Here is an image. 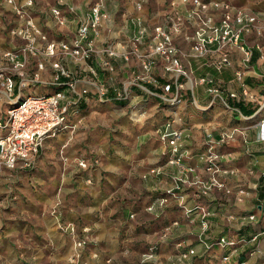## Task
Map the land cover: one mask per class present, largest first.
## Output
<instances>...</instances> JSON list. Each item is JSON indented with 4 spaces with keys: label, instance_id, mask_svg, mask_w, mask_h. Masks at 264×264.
Instances as JSON below:
<instances>
[{
    "label": "crops",
    "instance_id": "0c3cea01",
    "mask_svg": "<svg viewBox=\"0 0 264 264\" xmlns=\"http://www.w3.org/2000/svg\"><path fill=\"white\" fill-rule=\"evenodd\" d=\"M102 1L105 5V11L108 12L110 18L106 22L103 30L102 40L99 42L100 45L102 43L122 44L129 41L136 29L131 19L136 16H141L143 18V24L151 30L154 25L162 22L170 0H144L146 3L142 11H138L136 6V3L142 0ZM204 1H221L232 5L235 9L245 10L243 6L246 5L245 2L247 0ZM90 2L91 0H85V2L77 5V13L68 14L69 23L63 29L72 26L71 30L73 34L77 29L76 19L85 15L88 9L96 3ZM38 4L41 7L34 9L36 22L44 27L52 24L50 18L53 16L52 8L54 5L49 4L48 0L37 1ZM11 6L7 4L3 9L0 8V32H6L3 35L0 34V53L11 50L21 43L19 38L10 33L14 27L20 25L23 21ZM128 13L132 14L129 18ZM133 13L136 14L133 15ZM213 13L219 15V12L215 9ZM250 14L256 13L251 11ZM262 14L264 15V12ZM256 15L258 16V14ZM55 22L57 24L56 20ZM112 27L114 30L119 29L118 32L112 31ZM107 30L108 33H106ZM122 31L130 34L127 40L120 39ZM254 33L256 34V31ZM110 39H116V42H110ZM243 39L244 43L253 49V58L249 66L243 64L242 53L234 46L230 47L232 65L225 68L222 72H218L209 66L208 60L206 59L186 60V70L192 71L195 78H201L207 75L213 76L216 83L222 87L223 94L221 97L210 94L208 91L209 86L199 85L194 90L189 89L187 93L184 92L185 98L181 105L170 107L165 105L161 98L150 97L141 87H134L132 89V96L134 95L138 98L142 96L143 98H147L146 101L150 99L148 104L158 108L169 107L171 108L170 110L175 112L173 114L174 117L177 116L181 119L177 123V127L184 132L185 142L183 143L185 148L190 149L192 152L191 157L188 158L189 160L185 161V165L196 168V172L199 175H205V166L201 160V155L207 147L205 144L207 139L210 141L218 140L225 130L234 128H238L244 133L245 137L239 135L235 142L222 148V151L225 155L223 160L224 166L233 171V173L225 177L227 187L234 192L247 190L248 193H239L238 197L234 195L232 198H229L230 195L225 192H214L209 197H197L196 191L188 188L182 189L179 193L185 197L188 206L199 204L212 213L208 218L210 228L205 236L206 240L215 241L225 236L230 240L238 242L237 246L226 248L215 246L211 250H207L201 240H199L202 232V220L199 213L194 215V222L188 220L180 206V200L173 197L164 207L156 205L159 198L164 196L173 187L172 174L178 171L173 166L165 167V172L157 176L150 175V182L152 183L148 188L150 200L143 201L142 199L144 198L140 197L132 201L117 202L118 200H116L113 193V191H116V185H110L107 181L106 183L101 182L99 184V180L97 179L93 185V177H91L86 181L88 184L87 189H80L81 192L83 191L82 194L76 196L72 202L75 204H73L74 207L72 209L79 210L80 202L84 201L83 204L87 208L83 215L85 218L81 216L82 219H78L79 211L71 212L68 217L69 219L63 217L61 213L55 214L51 218L47 215L48 210L58 208L60 201L56 200L52 202L50 200L51 195L56 191L57 184L53 185V179L50 180L51 176L47 171L50 168V161L56 158L59 146H61L60 152H62V155H66V159L69 161L68 170L71 166L68 172L66 168L68 176L62 180L64 183H72L73 174L79 173L78 177L81 178L84 173L82 170L91 169H94L97 176L103 171H109L110 173L105 174L109 176L108 180L111 181L112 178L110 175L116 178L121 169L120 161L122 158L115 152L103 153L104 157L103 155H98V157L95 155L93 156L95 159L93 163H90L86 156L72 158L71 151H67L66 149L68 143L62 144L67 137L61 133L57 136H60L61 139L56 142L45 141V145L41 148L34 166L25 170L28 173L34 171L35 174L32 176L29 173L25 176L23 173V181L20 187L23 188L22 191L27 193L24 192L25 200L23 201V205L27 210L24 208H19L18 210L24 211L26 214L23 213V220L21 221L10 220L8 221L10 223L9 226L2 224V227H5V232H0V264H62L58 260L64 254L66 255L65 259L69 261V253L60 252L62 246V234L58 231L60 220L64 222V226L68 224L76 225L77 221L76 226L80 234H116L112 232L116 222L122 225V234H139L138 231L142 230V228L148 234H162L165 229L174 226L175 223H179L177 227L172 229V233L167 240L163 242L165 247L163 245V248H160V256L163 257L162 260L164 261L158 264H264V236H261L257 241L251 240L260 230H264V208L261 207L262 200H264V141H260L259 139L261 133L260 123L264 120V39L262 44L258 43L256 45L248 44L246 42V35ZM114 61L116 67L119 63H122L121 58ZM68 65L74 70L78 69L77 65L72 62ZM100 73L102 82L111 86V83L114 81L111 74L103 71H100ZM238 73H241V79ZM156 74L164 83L171 79V74L169 75L165 71L164 61L162 59H159ZM130 77L131 74L122 82V86ZM91 80V75L82 74L79 82L80 85H83V82ZM182 81L185 82L188 80L186 77H182ZM144 87L150 88L151 86L144 85ZM198 88L199 93H197ZM31 89L32 91H36L37 88L31 87L30 92ZM233 94L235 97L232 96ZM90 96L94 98L93 93ZM110 96H113V93ZM89 97L83 105L87 106L89 102L91 104V102L98 101L97 99H90ZM205 98H209V100L202 101ZM109 101L111 103L107 105H113L114 107L122 106L120 101ZM213 121L215 123H222L224 128H218V130L216 128L215 132L214 130L207 131L209 128H206V126ZM204 133H206L205 136ZM162 148L161 157L166 159L167 156L165 154L168 153L170 148L165 143H162ZM161 157L159 156L157 161ZM75 160L77 164L74 162ZM81 160H85L89 164L88 169L80 167L79 161ZM165 162H163L164 165L166 164ZM56 165H58L59 169H62L61 163H56ZM43 173H46V177L41 178ZM36 176L39 177L41 182L39 193L33 190ZM83 180L82 177V183ZM47 181H49V184ZM82 183L81 185H83ZM0 191L2 194L0 195V201H3L2 205H4H0V207H5L6 210H9L11 207L15 208V206H19V203L13 205L18 198L14 184L8 185L4 190L0 188ZM3 192H5L4 195ZM155 205V211L150 212L148 208L155 207ZM15 213L17 212L15 211ZM145 213L148 217L150 215L149 219L152 222L143 223L142 228L138 229V224L133 223L132 219L136 215L144 216ZM251 214L257 215L256 220L251 221L246 219ZM0 216L2 215L0 214ZM20 222H22V228L19 227ZM0 223H2V219H0ZM51 229L55 230L52 231ZM65 233L72 234L70 231H66ZM43 238L49 240L46 241L48 245L42 246L37 244V241ZM242 238L247 239L245 244L240 243ZM21 240L23 245L28 243V245L33 246L29 249L27 246L25 247L28 259H22L18 255V250L14 243ZM182 243H186L189 246L178 248ZM191 248L195 249L196 254L190 255L187 258L182 257ZM227 256H229V259L225 260ZM96 257L94 256L92 258L93 264H97L95 262L99 261V259H95Z\"/></svg>",
    "mask_w": 264,
    "mask_h": 264
},
{
    "label": "built area",
    "instance_id": "2783aa9c",
    "mask_svg": "<svg viewBox=\"0 0 264 264\" xmlns=\"http://www.w3.org/2000/svg\"><path fill=\"white\" fill-rule=\"evenodd\" d=\"M6 1L23 21L10 31L21 43L0 53V130L5 131L0 136V169L32 168L47 139L76 130L77 126L71 120L74 110L80 108L91 93L94 97L98 96L101 102H124L132 96L134 87H141L150 97L161 98L170 107L181 105L185 98L184 92L194 90L199 85L209 86L210 94L221 97L222 87L213 76L195 78L192 71L186 70V60L206 59L209 66L222 72L232 65L230 47L234 46L242 53L243 64L249 66L253 49L244 43L243 38L259 30L256 26V14L235 9L228 3L170 0L162 22L154 25L151 30L143 24L141 16H136L131 19L136 29L129 41L100 45L103 30L110 18L103 1L100 0L85 15L76 19L77 29L71 38L56 41L49 38L43 26L36 22L31 13L34 0H23L22 3L18 0ZM145 3L144 0L138 1L137 10L142 11ZM214 9L219 15L213 13ZM76 13L77 7L70 5L68 0H58L52 8V14L61 27L68 25V14ZM118 58L125 64L137 61V68L123 86H109L102 82L100 71L114 74V60ZM159 59L164 61L165 71L171 74V79L165 83L156 74ZM70 62L77 65L78 69L70 68ZM82 74L91 75L92 80L80 85ZM238 76L241 79V73ZM182 77H186L188 81H182ZM41 83L45 86L55 85L56 88L47 94L23 97L26 88ZM144 85L151 87L146 88ZM111 93L113 96H110ZM232 96L235 97L234 94ZM180 121L177 116L172 117L160 127L161 142L170 148L165 154L170 163L184 168L187 172H193L192 167L185 165L191 152L182 142L183 131L177 127ZM260 132L259 139L264 141V120L260 123ZM239 135L245 137L238 128L228 129L221 134L220 139L206 144L207 147L201 155L208 174L206 180L192 181L188 175L174 177L173 187L158 200L161 206L168 204L172 197L180 200L184 215L190 221L199 213L202 220L201 234H207L210 228L208 218L212 213L199 204L188 206L179 193L182 189L193 186H197L199 197H209L215 191L231 193L225 177L233 171L223 164L225 155L222 148L235 142ZM79 165L83 169L89 168L85 160L79 161ZM160 172V169L152 170V173ZM240 192L244 194V190ZM261 207L264 208V200ZM153 209V206L149 208L150 211ZM256 218V214H251L246 219L254 221ZM61 228L76 234L74 224ZM205 236L202 235L201 242L207 250L215 246L226 248L238 244L225 236L215 241L206 240ZM261 236H264V230H260L251 240L257 241ZM246 242V238L240 240L242 244ZM85 243L84 239L78 240L75 243L76 249L82 250ZM157 248L158 246L151 247L149 253ZM195 254V249L191 248L182 257ZM228 259L229 256L225 258Z\"/></svg>",
    "mask_w": 264,
    "mask_h": 264
},
{
    "label": "rangeland",
    "instance_id": "374dc122",
    "mask_svg": "<svg viewBox=\"0 0 264 264\" xmlns=\"http://www.w3.org/2000/svg\"><path fill=\"white\" fill-rule=\"evenodd\" d=\"M23 0H18L19 3H22ZM37 1L34 0V7L31 10V13L34 15L35 10L38 7H41L40 4L37 5ZM49 4H53L56 6L58 0H48ZM70 5L77 6L85 0H68ZM100 0H91V2H99ZM246 1V0H244ZM90 2V3H91ZM246 5L243 6L247 13L251 11L258 14V20L256 26L258 27V31L256 34H247L246 35V42L251 45L262 44L264 39V15L262 14L264 11V0H247ZM8 2L6 0H0V8H4L7 6ZM11 6V5H10ZM12 7V6H11ZM244 10V9H242ZM244 10V11H245ZM245 11V12H246ZM136 13H133L135 15ZM128 13V18L131 17ZM51 22L47 26H43L44 31L48 34L51 40L59 41L61 39H69L73 36L72 34V26L69 28L63 29L58 24H56L54 17L52 16ZM113 29V27H112ZM111 29V30H112ZM117 30H112L118 32ZM6 33V32H4ZM0 32L1 35L4 34ZM74 33V32H73ZM108 33V30L107 32ZM130 34H127L122 31V40H127ZM110 42H116V39H110ZM137 61H131L129 64H125L123 61L119 63L116 67V72L111 74L114 78V81L111 83L117 86H122V82L128 78L132 71L137 68ZM109 85V84H108ZM33 88H37L36 91L30 92V88H26L24 90L23 97H26L30 94H47L55 90V85L45 86L42 83L38 85H34ZM197 93H199V88L197 89ZM187 95V94H186ZM93 99L92 96L89 97ZM147 98H143L142 96H131L127 102H121L122 106L114 107L113 105H107L111 103L110 101H106L101 103V101H94L88 103L89 105H85L82 108H76L74 110V115L72 116L71 120L76 124V130L74 132L68 131L62 134L67 137L65 142L62 144H67V151L70 150L72 153V158H78L80 156H86L90 163H93L94 157L98 155H103V153H112L115 152L122 158L120 161L121 169L116 178L113 175H110L112 180H108L107 173L109 171H103L98 176L94 169L91 170H82L84 172L82 177H78L79 173L73 174L72 183L67 184V182H62L64 178L68 176L67 172L69 167V161H67L66 155H62L60 152L61 146L58 147L56 158L52 159L49 163L50 168L48 169L47 173L50 174L51 178L53 179V185L57 184L56 191L51 195L50 200L52 202L58 200L60 201L58 208L55 210H48L47 215L52 218L53 215L61 213L63 217L69 219V215L71 212H78L79 211V218L82 219L81 216L84 215L87 208L83 204L84 201L80 202L79 210L72 209L73 200L76 196H80L82 194L80 189H87L88 184L86 183L91 177H93V185L94 182L99 180V184L101 182L106 183L109 182L110 185H116V191H113L114 197H116L117 202H125V201H132L134 199H139L143 197V201L150 200L149 196V186L152 185L150 182V175H158L157 173H152L153 169H160L161 173L165 172V167L173 166L176 167L178 171L172 174V182L174 183V177H184L188 175L189 179L192 181L196 180H206L208 174L205 170V175H199L196 171V168L193 167V172H187L184 168L179 167L178 165H174L170 163L169 158L166 159L161 157V152L163 150L161 142V128L160 126L168 119L174 117V111L170 110L169 107L158 108L151 104L150 99L146 101ZM209 98H205L202 101H208ZM154 102V101H151ZM218 103V102H217ZM219 104V103H218ZM204 112V111H203ZM206 113V112H204ZM164 115V116H163ZM215 126V127H214ZM206 128H209L207 131L211 130H218V128L223 129L224 125L222 123H215V121L210 122ZM5 131L0 130V136L4 135ZM110 135V137H109ZM206 133H204V136ZM184 132L182 135V142L184 140ZM204 138V137H203ZM61 139V137L57 138H49L46 140L50 142H56L57 140ZM210 140L207 139V144ZM186 144V143H185ZM45 145V143H44ZM190 145V144H189ZM190 150V149H188ZM191 152V150H190ZM49 154V153H48ZM192 154V152H191ZM64 156V158H62ZM161 157L158 161L157 158ZM104 157V155H103ZM191 157V155H190ZM186 160H189L188 158ZM185 160V161H186ZM166 161V162H165ZM72 162V161H71ZM77 164V161H74ZM163 162L166 164L164 165ZM56 163H61L62 169L58 168ZM99 164V163H98ZM101 164V161H100ZM99 164V165H100ZM184 165V164H183ZM190 167V166H188ZM67 168V172H66ZM96 168V167H95ZM27 169L17 168L15 170H8V169H0V188L4 190L7 188L8 185H13L15 187L17 201L13 204L16 205L19 203V206H15V208L11 207L9 210H6L5 207H0V219H2V223H0V232H5L4 226H9L10 220H23V213L26 214L24 211L18 210L19 208H26L23 205L24 192L22 191L23 188L20 187L23 181V173L25 176L27 174H31L33 176L34 171L32 172H25ZM44 172V171H43ZM78 172V171H77ZM39 173V172H37ZM106 173V174H105ZM196 173V174H195ZM46 173L41 175V178L46 177ZM198 174V175H197ZM40 176V175H39ZM29 179L28 177H26ZM106 178V179H105ZM97 179V180H96ZM14 182V183H13ZM35 184L33 185V190L37 193L40 191V179L36 176ZM49 184V181H47ZM81 183L83 185H81ZM90 185V184H89ZM190 189H194L196 191L197 196V186L190 187ZM80 191V192H78ZM1 192V191H0ZM6 192V190H5ZM3 192V195L5 194ZM85 192V191H84ZM215 192H224V191H215ZM26 193V192H25ZM242 194L240 191L234 192L232 191L228 195L229 198H232L234 195L238 197V194ZM248 193L247 190H244V194ZM27 194V193H26ZM217 194V193H216ZM0 195H2L0 193ZM199 197V196H197ZM1 198V196H0ZM184 200L186 201L185 197ZM57 201V202H58ZM3 201H0V205H2ZM169 203V202H168ZM75 205V204H74ZM156 205L161 206L159 202ZM156 205L153 209L154 212ZM4 206V205H2ZM164 207V206H163ZM114 209V207H113ZM27 210V209H25ZM59 210V211H58ZM15 211L17 213H15ZM27 212V211H26ZM148 212V211H146ZM84 217V216H83ZM85 218V217H84ZM149 217L146 216H138L136 215L135 218L132 219L133 223L138 224V229L142 228L144 225L143 223H150L152 222ZM60 222V227L58 231L62 234V246H61V253L67 252L69 253V261L66 260V255L59 259L62 264H93L92 258L97 256L95 259H99L96 261L97 264H158L162 263L163 257L160 256V248H163V242L167 240V238L171 235L172 229L177 227L179 223H175L174 226L165 229L162 234H148L147 231L142 230L138 231L139 234H122V225L118 222L113 227V233L116 234H80L77 228V221L75 225L76 234H67L65 233L66 230L62 229L61 227L64 226L63 221ZM194 222V221H192ZM191 223V222H190ZM2 224L4 226L2 227ZM67 224V223H66ZM192 224V223H191ZM22 222L19 223V227L22 228ZM51 226V225H50ZM52 231L55 229H51ZM86 231V230H85ZM206 234H200L199 240L202 239ZM85 240V247L82 250H77L75 243L78 240ZM46 241H49L46 238H43L37 241L38 245H48ZM16 249L18 250V255L22 259H28V256L25 252V247L29 249L33 247L31 245L22 244L21 241H17L14 243ZM35 246V245H34ZM153 246H158L157 250L149 253V249ZM189 246L186 243H182L181 247ZM165 247V245H164ZM97 254V255H94ZM68 255V254H67ZM80 255V256H79ZM48 258L47 256H45Z\"/></svg>",
    "mask_w": 264,
    "mask_h": 264
},
{
    "label": "trees",
    "instance_id": "16d2710c",
    "mask_svg": "<svg viewBox=\"0 0 264 264\" xmlns=\"http://www.w3.org/2000/svg\"><path fill=\"white\" fill-rule=\"evenodd\" d=\"M93 99H97V100L99 101L98 98H95V97H94ZM101 103H104V102H101ZM83 104H84V103L81 104V106H80L81 108H82L83 106H85V105H83Z\"/></svg>",
    "mask_w": 264,
    "mask_h": 264
}]
</instances>
